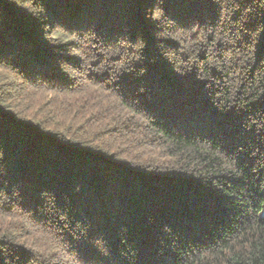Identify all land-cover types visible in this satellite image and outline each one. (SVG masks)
<instances>
[{"label": "trees", "instance_id": "16d2710c", "mask_svg": "<svg viewBox=\"0 0 264 264\" xmlns=\"http://www.w3.org/2000/svg\"><path fill=\"white\" fill-rule=\"evenodd\" d=\"M36 2L47 19L0 0V191L19 192L0 204V264H62L63 250L80 264H264L259 0H163L162 21L147 18L157 0ZM167 20L199 31L158 40ZM88 31L103 53L67 39ZM122 38L146 47L112 81L94 69L120 60L107 50ZM13 233L62 251L44 258Z\"/></svg>", "mask_w": 264, "mask_h": 264}, {"label": "clouds", "instance_id": "9594fccd", "mask_svg": "<svg viewBox=\"0 0 264 264\" xmlns=\"http://www.w3.org/2000/svg\"><path fill=\"white\" fill-rule=\"evenodd\" d=\"M10 2L12 4H15L17 7L26 10L29 14H31L37 19H47L44 7L38 4L36 0H10ZM225 3H234V0H225ZM162 4L163 0H157L155 6L149 9V15L147 16V18L153 21H162L164 18V10L161 7ZM259 4L261 7H264V0H259ZM224 15H230V12H225ZM49 28V25H44L45 34L48 33ZM197 31H199L198 26L193 27L190 32L184 33L183 30L177 28L175 21L167 20L166 23L163 24L162 30L156 33V38L158 40H167L169 38L177 39L181 34L191 35L192 33H196ZM55 35L57 37L65 35L64 30L61 26L57 25L55 27ZM67 39L78 40V42L83 46V48L97 49L101 53L105 51V49L103 47H100L98 43H94V41H98V38L95 32L93 31L85 32L80 37H78L76 34H73L71 36H68ZM145 47L146 45L142 39H137L135 43H132L127 39L122 38L117 41L116 46H110L107 50L109 56H117L120 54L121 49H123V55L120 57V60L115 62L114 64H108L107 66L104 64H100L94 70L98 73H103L111 69L112 72L115 73V75H112L111 77V80L114 81L122 74L131 73L135 71V65L142 60L141 53ZM159 47L162 51L163 57L167 59L170 64L173 65V71L183 75L187 66L182 61L175 59L173 54L167 51L163 44H161ZM185 47H188V45H186ZM69 55L81 56L82 51L73 48L69 51ZM94 60L95 57H93L92 60L88 62V67H91ZM61 68L65 73L69 74V79H76L80 75L79 70L70 67L67 63H62ZM8 71L9 69L2 62H0V73H7ZM145 71L146 70L144 68H141L139 71V75H144ZM15 73L18 76V82L23 83V74L20 73L19 70H15ZM37 85L40 88H47L50 86L47 81H38ZM141 91H143V89H141ZM3 158L4 153L0 151V160H3ZM3 173V167H0V175H2ZM77 191H79V188H77ZM43 195L44 197H46V199L49 201V204L51 205L54 201V198L49 196V194L47 193H44ZM18 196L19 192L17 190H13L11 196L6 191H0V204ZM7 219H12V217H8ZM61 219H64V217H61ZM5 235L6 233H0V238H3ZM14 237L15 233H13L12 236H9V242L17 246L23 245L28 249H32L34 252L41 254L44 258H48V256L53 252L62 251L60 248L55 247L36 248L31 243L30 238L27 236H21L20 238ZM96 245L104 256H109V250L104 246L103 240H97ZM62 264H80V262L78 259L75 258V254L69 253L67 252V250H63Z\"/></svg>", "mask_w": 264, "mask_h": 264}]
</instances>
